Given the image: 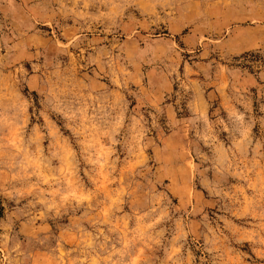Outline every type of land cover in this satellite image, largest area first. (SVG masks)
<instances>
[{
  "label": "clouds",
  "instance_id": "1",
  "mask_svg": "<svg viewBox=\"0 0 264 264\" xmlns=\"http://www.w3.org/2000/svg\"><path fill=\"white\" fill-rule=\"evenodd\" d=\"M0 264H264V0H0Z\"/></svg>",
  "mask_w": 264,
  "mask_h": 264
}]
</instances>
